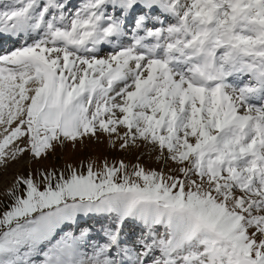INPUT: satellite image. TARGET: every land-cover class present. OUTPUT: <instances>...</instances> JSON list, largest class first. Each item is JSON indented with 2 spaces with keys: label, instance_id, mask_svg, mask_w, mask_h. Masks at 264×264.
I'll return each instance as SVG.
<instances>
[{
  "label": "snow or ice",
  "instance_id": "snow-or-ice-1",
  "mask_svg": "<svg viewBox=\"0 0 264 264\" xmlns=\"http://www.w3.org/2000/svg\"><path fill=\"white\" fill-rule=\"evenodd\" d=\"M5 39L0 165L107 133L176 167L18 176L0 264H264V0H14Z\"/></svg>",
  "mask_w": 264,
  "mask_h": 264
},
{
  "label": "rangeland",
  "instance_id": "rangeland-1",
  "mask_svg": "<svg viewBox=\"0 0 264 264\" xmlns=\"http://www.w3.org/2000/svg\"><path fill=\"white\" fill-rule=\"evenodd\" d=\"M76 2L78 3L79 0ZM12 3L14 0H0V5L5 6L4 8ZM11 126L3 127V136L9 134L16 123L14 122ZM5 129H7L6 134H4ZM123 130V128L120 129L121 132ZM27 139V137H21L13 141L6 151H11L17 146L24 147ZM119 144L115 134L109 136L107 133H98L96 136L84 138L76 143L69 141L66 145H57L56 150L44 159H33L31 153L28 152L15 161L9 160L6 166L0 165V209L10 202L7 192L14 187L17 177L36 170L39 172L66 171L67 166L71 164L77 168L83 165L82 170L86 171L87 164L90 162L94 164V170H101L105 162L119 166L120 161L128 165L129 171L135 165L143 166L146 170L164 171L165 173L176 167L173 162L162 159L159 152L148 143L138 144L130 149H121ZM97 220L101 223L108 222L107 218H93L88 220L87 224L97 228L99 227ZM136 234L139 235V229L136 230Z\"/></svg>",
  "mask_w": 264,
  "mask_h": 264
},
{
  "label": "bare ground",
  "instance_id": "bare-ground-1",
  "mask_svg": "<svg viewBox=\"0 0 264 264\" xmlns=\"http://www.w3.org/2000/svg\"><path fill=\"white\" fill-rule=\"evenodd\" d=\"M5 6L3 5H0V10L4 9ZM9 45L5 50L1 51V53H5L9 50H11L12 48L14 47H18L19 44H17V41H15L14 39H9V43L7 44ZM30 86V85H29ZM5 125H0V132H1V135H2V129ZM8 127V125H7ZM10 127V126H9ZM12 127V126H11ZM9 131V130H8ZM4 134H6V131L4 132ZM8 135V134H7ZM3 136V135H2ZM4 138V136L2 137V139Z\"/></svg>",
  "mask_w": 264,
  "mask_h": 264
}]
</instances>
